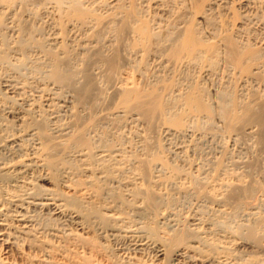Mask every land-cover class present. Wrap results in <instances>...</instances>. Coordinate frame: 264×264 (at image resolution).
Wrapping results in <instances>:
<instances>
[{
	"label": "bare ground",
	"instance_id": "bare-ground-1",
	"mask_svg": "<svg viewBox=\"0 0 264 264\" xmlns=\"http://www.w3.org/2000/svg\"><path fill=\"white\" fill-rule=\"evenodd\" d=\"M251 14L264 0H0V264H264ZM205 134L247 159H192Z\"/></svg>",
	"mask_w": 264,
	"mask_h": 264
},
{
	"label": "rangeland",
	"instance_id": "rangeland-1",
	"mask_svg": "<svg viewBox=\"0 0 264 264\" xmlns=\"http://www.w3.org/2000/svg\"><path fill=\"white\" fill-rule=\"evenodd\" d=\"M146 14H147V13H146ZM259 14H260V13H259ZM259 14H258V16H252V14L249 16V20H248V21H249L251 24L253 23V24H252L253 26H251L250 23H249V24L246 23L247 25H250L251 28H250V27H249V28H250L251 30H252V29H255V30H252V31H256L257 33H256V32L253 33L250 29H246V32H245L246 35H248V36H251V35H252V36H253V35L255 34L254 36L257 38L258 35H256V34H260L259 37H262V33H263V32L261 33V30H262L263 24H261V21L259 20V19H260V15H259ZM43 19H44V18H43ZM246 22H247V21H246ZM254 22H256V23H254ZM258 23H259V24H258ZM254 24H255V25H254ZM256 24H258V25H256ZM247 25H245L246 28L248 27ZM259 26H261V27H259ZM254 27H257V28H254ZM263 28H264V27H263ZM44 29H45V30H44L43 33H46L45 31H47V32L49 31L48 28H44ZM47 29H48V30H47ZM259 29H260V30H259ZM250 31H251V34H250ZM259 31H260V32H259ZM262 31H264V30H262ZM247 32H248V33H247ZM46 34H47V33H46ZM249 34H250V35H249ZM252 36H251V37H252ZM254 36H253V37H254ZM258 39H261V38H258ZM203 77L206 78V76H203ZM207 78H209L210 80L207 81V80H208ZM207 78H206V79L203 78V80H204L203 82H205V85H206V86L212 87V84H213L215 78H214V77H207ZM211 79L213 80V82H212ZM205 80H206L207 82H211V86H210V83L207 84ZM209 87H208V88H209ZM210 135H211V134H207V135L205 134L204 137H203V139H204V138H205V139H204V140L202 139L203 141H201L200 144H199V146H202V147H198V148H199L198 150H199V151L202 150L205 154H203L202 151H200V152L197 151V153H196L195 155H194V154H190L191 157H192V156L194 157V158H192V159H195V158H196V159H199V158L203 159V157L207 158L208 156H210V153L214 152L215 150H216V152H218V151H220V150H225V149H226V148H225V145H227V146H226V147H227V151L225 150V153H226V152H229V154L232 155V157L234 156V157L232 158L230 155H228V154L226 153V155L230 156V158L227 157L226 160H229V159H231V158H232V159H236V158H240V157H241L242 159H243V158H244V159L246 158V157H245L246 154L244 153V151H243V149H242V146H241V144H240L239 142H238V145H237V142H236V143H235V141L233 142V140L230 139L228 136L217 135V136L215 137L214 135H211V136H213V138H211ZM161 136H162V135H161ZM161 136H160V138L162 139L161 142L163 141L162 143H164L165 145H167L168 142H170V141L167 142V141L165 140V138H162L163 136H162V137H161ZM205 136H206V137H205ZM218 136H222V137H220V140H219ZM207 137H208V138H207ZM223 137H224V138H223ZM227 137H228V138H227ZM210 138H211V139H210ZM221 138H222V139H221ZM225 138H227V139L225 140ZM185 139L188 140V139H190V137H186ZM206 139H210L211 141H208V140H206ZM212 139H215L216 142L213 141ZM228 139H229L230 141H228ZM205 140H206V142H205ZM221 140H222V141H221ZM223 140L226 142V144H225V142H223ZM204 142H205V143H204ZM210 142L214 143V144H215V147L217 146V148L215 149L214 144H212V143H210ZM219 142H220V143H219ZM221 142H222V144H221ZM227 142H228V143H227ZM231 142H233L235 145H234V144L231 145ZM166 143H167V144H166ZM207 143H210V145L207 144ZM203 144H206L205 148L203 147ZM216 144H218L219 146L216 145ZM168 145H169V144H168ZM168 145H167V146H168ZM170 145L173 146V144H172L171 142H170ZM170 145H169L168 147H170ZM221 145H223V146H221ZM233 145H234V148H233ZM239 145H240L241 147H239ZM172 146H171V148H172ZM209 146H210V147H209ZM211 146H212V147H211ZM235 146H236L237 148H235ZM219 147H224V148H222V149L219 150ZM238 147H239V148H238ZM202 148H203V149H202ZM208 148H209L210 150H209ZM212 148H213L214 150H213ZM206 149H208V150H207V153H208V154H206V151H204V150H206ZM217 149H218V150H217ZM229 149H230L231 151H232V150H233V151L231 152ZM235 149H236V152H235ZM211 150H212V151H211ZM228 150H229V151H228ZM238 150H239V151H238ZM208 151H210V153H209ZM237 151H238V153H239V152H240V153L237 154ZM199 153H200V155H199L200 157L197 156ZM201 153H202V154H201ZM233 154H234V155H233ZM236 154H237L238 156H239V155H240V156L238 157V156H236ZM195 156H196V157H195ZM206 156H207V157H206ZM243 156H244V157H243ZM198 157H199V158H198ZM170 158L174 159L173 157H170ZM232 159H231V160H232ZM246 159H247V158H246ZM257 196H258V197H261V198H262V197L264 198V194H261V195L259 194V195H257ZM191 202H192V203H191ZM191 202H188V204H187L186 207H189V208L193 209V206H195V205L197 204V202H195L194 200H191ZM189 203H190V204H189ZM193 203H194V204H193ZM192 204H193V205H192ZM185 205H186V204H185ZM185 205H184V206H185ZM190 205H191L192 207H190Z\"/></svg>",
	"mask_w": 264,
	"mask_h": 264
}]
</instances>
